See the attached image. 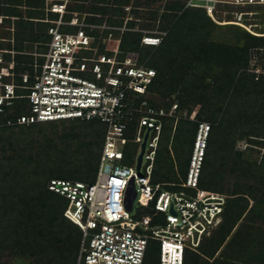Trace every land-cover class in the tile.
<instances>
[{"label":"trees","instance_id":"trees-1","mask_svg":"<svg viewBox=\"0 0 264 264\" xmlns=\"http://www.w3.org/2000/svg\"><path fill=\"white\" fill-rule=\"evenodd\" d=\"M47 1L0 0V26L4 27L0 48L15 50L17 73L33 71L29 64L42 62L35 53L48 49L52 39L48 29L61 13L48 10ZM54 1L67 2L65 21L75 14L80 18L86 14L88 23L126 27L123 32L116 31L122 34L119 59L136 51L141 63L156 70L146 93L132 89L126 93L128 136L132 137L139 125L131 109L143 101L158 111L168 107V113L174 105L177 112L188 111L187 118L176 114L159 116L162 131L154 183L181 184L186 180L200 122L208 120L209 138L199 186L207 184L212 188H201L233 195L251 194L254 203L250 215L264 217V152L254 158L237 149L241 141L247 142L249 150L264 148V73L250 70L253 56H261L264 49L245 42L247 37L264 36L246 32L247 37L237 36L242 44L236 45L212 41L215 24L204 10L187 8V0H169L164 11L152 7L154 0ZM156 26L160 33L146 32ZM68 28L77 30L62 26V30ZM146 34L162 40L157 45L146 44ZM6 57L11 59L12 54ZM200 105L192 119L191 114ZM28 109V103L18 99L0 113V264H6L4 260L9 256L12 261L26 264H77L83 232L64 215L68 203L65 207L60 204L63 195L51 190L49 183L52 179H65L59 177L63 171L73 173L92 166L99 152L97 134H93L96 126H86V130L88 121L81 120L17 124L18 115ZM130 116L132 119L128 120ZM8 120L13 123L8 124ZM78 122H83L84 127L77 129ZM228 176L236 181L227 189L224 184ZM248 204L244 196L228 198L222 222L199 251L187 253L186 264H210L208 258H214L227 240L228 245H233V253L237 248L239 254L247 256L248 264L258 259L264 264V238L249 236L244 243H236L238 235L232 233ZM150 247L151 242L148 250ZM226 255L223 252V257ZM215 264L232 263L215 258Z\"/></svg>","mask_w":264,"mask_h":264},{"label":"built area","instance_id":"built-area-1","mask_svg":"<svg viewBox=\"0 0 264 264\" xmlns=\"http://www.w3.org/2000/svg\"><path fill=\"white\" fill-rule=\"evenodd\" d=\"M219 3L264 5V0H187L186 7L204 10L216 24H219L216 16L223 12L222 19L228 20V25L234 27L237 25L231 21L238 22L239 28L253 35L264 33V8L228 11L218 9ZM51 10L61 13V17L48 29L52 39L47 51L35 53L42 57V62L29 64L33 71L17 73L15 50L0 48V113L20 99L29 106L28 112L17 117L16 123L20 125L72 119H98L107 124L96 181L58 178L49 183L51 190L67 198L64 215L83 232L77 264H145L151 239L160 242V264H186L187 253L199 251L203 241L222 222L229 197L199 186L208 131L204 138L203 128L196 139L186 180L181 184L154 183L162 131L159 116L172 113L149 106L139 120L134 137H130L125 97L130 89L146 93L156 70L133 65L134 59H138L134 51L119 59L122 34L116 31L123 32L126 27L88 23L77 14L65 21L67 2L54 3ZM254 13L262 15L263 23L252 22L256 19L251 17ZM63 25L77 30L63 32ZM161 40L156 35L143 37V42L149 45H157ZM9 53L11 59L6 57ZM12 123L8 120V124ZM148 130L141 168L138 158L133 165L122 164L126 158L124 146L133 141L141 150ZM132 181L137 193L130 210L126 194ZM190 188L195 189L194 194L188 191ZM136 207L148 210L136 218Z\"/></svg>","mask_w":264,"mask_h":264},{"label":"rangeland","instance_id":"rangeland-1","mask_svg":"<svg viewBox=\"0 0 264 264\" xmlns=\"http://www.w3.org/2000/svg\"><path fill=\"white\" fill-rule=\"evenodd\" d=\"M145 2V0H143ZM169 0H154V4H153V8H161V11H164V5L166 4V2ZM48 10L53 7V4L56 3V1L54 0H48ZM130 6L126 7L127 11H130ZM236 8H238V10H243V11H252V10H257L259 8H264V5H247V6H233L232 4H226V3H219L218 4V9L221 10H228V11H232L235 10ZM86 14H84V18H85ZM219 16V17H217ZM216 16L217 21H219V24H216V22H213L212 18H210L212 20V22L215 24V31L213 33V35L211 36V40L215 41V42H220V43H226V44H230V45H236V43H241V41L236 40L237 36L242 35V37H247L246 34V30L245 29H241L239 28L241 25L240 23L234 22L237 24V26H230L228 25L229 22H227L228 20H224L222 19V17L225 16V13H219ZM261 16L258 13H254V15H252L251 17L256 18L255 20H253L252 22L254 23H263L261 20ZM61 17V15H60ZM210 17V16H209ZM235 17V16H234ZM231 23H233L231 21ZM221 24H225V25H221ZM239 24V25H238ZM6 25V24H4ZM234 25V24H232ZM264 25V23H263ZM159 26H156L154 30H151V28L147 29L146 32H155V33H160V30L158 29ZM259 29V26L257 27ZM137 29H142L141 27H137ZM4 30L3 26H0V33L1 31ZM69 30L72 29H63V32H68ZM240 33V34H239ZM255 35L258 36H264V33L258 32L255 33ZM246 39V38H245ZM245 42H249L250 45H254V46H258L261 47V49H264V38H259V39H253L251 37H247V41ZM110 46H114V43L110 42ZM133 52V51H131ZM136 52V51H134ZM138 55V59H134V63L133 65H138V67H141L145 70L149 69L150 67L145 66L143 63L140 62V54L139 52H136ZM128 56V53L126 55V57ZM251 71L256 72L258 74L260 73H264V54L260 55H254L253 59L251 61ZM87 78H91L89 75H84ZM19 81V79H17ZM159 100V99H157ZM150 106L149 102L147 101V105L144 103V101L140 104V105H136L134 107V109L132 110L133 112L131 113L133 115L134 119L140 120L141 117L145 114L146 109ZM176 105H174L168 113H172V114H176L179 115V117H183V118H187L189 113L188 111H181V112H177L178 108H175ZM21 108V107H20ZM201 108V105L198 106L193 113L191 114V118L195 119L196 115L198 114L199 110ZM168 107H163V111L167 112ZM130 114V115H131ZM171 114V115H172ZM170 115V114H169ZM198 119V118H197ZM199 120V119H198ZM70 121H74L76 123V121H78L77 119L75 120H70ZM58 123V122H57ZM48 123H45L44 125L47 126ZM61 124V123H58ZM69 125V124H68ZM76 128L80 129L82 127L86 126L90 127V126H96L95 129H93V134L96 135L97 134V139H98V146H99V152L97 153V155H95L94 159H93V164L90 168L85 167V168H80V171H76V172H69V171H63L62 175H60L59 177L65 178V179H70V180H81L87 183H93L96 181L97 178V173H98V168H99V163H100V157L102 155V150H103V146H104V138H105V132L107 129V124H105L104 122H102L101 120L98 119H94L91 121H88L86 125H84L83 122H78ZM84 125V126H83ZM209 121L208 120H201L200 122V126H199V130L196 136V139L199 137L200 132L202 133V129L204 128V138H205V132L209 131ZM87 130V128H86ZM58 131H62V125H60L58 127ZM92 132V130H91ZM135 133H133L134 137ZM88 138V137H87ZM209 136H206V140H208ZM129 145L124 146V151L126 152V158L122 161V164H130L133 165L137 158L138 155L140 153V145L139 144H135L133 143V141H130L128 143ZM237 149H240L244 152V154L247 157H254V158H258L260 157L263 152H264V148L261 147H255V148H250L248 147V144L246 141H241L238 144ZM88 168V169H87ZM236 181L235 177L233 176H228L226 178L225 181V188L228 189V187L233 184ZM201 187L204 188H212L210 185L204 184L201 185ZM188 191L191 194L195 193V189H188ZM227 195H229V199L230 198H234L236 196H244L248 199L249 204L247 207V211L246 213L243 215L242 219L240 221H238L237 225L235 226L234 230H233V234H237L238 237L236 240V243H244L245 239H247L249 236L253 237V236H257L258 238H264V217H262L261 215H257L254 217V215H250L249 213V209L251 208V205H253L254 203V199L252 197L251 194L248 193H242L239 195H233V194H228L225 193ZM63 198L60 200V204L65 207L68 203V200L62 196ZM148 210V208H142V207H136L135 210V217L136 218H141V215ZM250 215V216H249ZM236 235V236H237ZM151 247L150 250H148L147 252V258L145 261V264H160L159 262V256H160V242L158 240H153L151 239ZM227 242H229V240H227L225 242V244L219 249V251L217 252V254L215 255L214 258H208L210 261V264H215V258L217 259H228L230 261V263L232 264H248V260H246V255L244 254H239V249L235 248L237 251H235L233 253V245L230 244L228 245ZM228 245V246H226ZM236 246V245H235ZM224 248V249H223ZM223 252H227V257H223ZM222 253V254H221ZM222 255V256H221ZM11 257V256H9ZM5 258L4 263L6 264H26L23 261H12L11 258ZM251 264H260L259 259L254 261L253 263L251 262Z\"/></svg>","mask_w":264,"mask_h":264},{"label":"water","instance_id":"water-1","mask_svg":"<svg viewBox=\"0 0 264 264\" xmlns=\"http://www.w3.org/2000/svg\"><path fill=\"white\" fill-rule=\"evenodd\" d=\"M148 136H149V130L146 133L145 141L142 143V146H141L142 149H141V152L138 156V168L139 169L141 168V164L143 161V155H144V152L146 149ZM136 193H137L136 192V186H135V183L132 181L128 190H127V194H126V205L130 210L133 209V204H134V199L136 197Z\"/></svg>","mask_w":264,"mask_h":264},{"label":"bare ground","instance_id":"bare-ground-1","mask_svg":"<svg viewBox=\"0 0 264 264\" xmlns=\"http://www.w3.org/2000/svg\"><path fill=\"white\" fill-rule=\"evenodd\" d=\"M238 23V22H237ZM232 24H236V23H232ZM239 25V24H238Z\"/></svg>","mask_w":264,"mask_h":264}]
</instances>
